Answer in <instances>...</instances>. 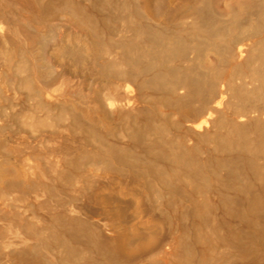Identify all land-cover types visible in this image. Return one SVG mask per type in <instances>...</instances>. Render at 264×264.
Returning a JSON list of instances; mask_svg holds the SVG:
<instances>
[{
  "label": "bare ground",
  "instance_id": "obj_1",
  "mask_svg": "<svg viewBox=\"0 0 264 264\" xmlns=\"http://www.w3.org/2000/svg\"><path fill=\"white\" fill-rule=\"evenodd\" d=\"M220 4L0 0V264H264V0Z\"/></svg>",
  "mask_w": 264,
  "mask_h": 264
},
{
  "label": "rangeland",
  "instance_id": "obj_2",
  "mask_svg": "<svg viewBox=\"0 0 264 264\" xmlns=\"http://www.w3.org/2000/svg\"><path fill=\"white\" fill-rule=\"evenodd\" d=\"M216 1H218V4L221 3V4H220L221 6L229 5V4L231 3L230 1L233 2V3H231L232 5H235V4H236V6H240V5L242 4V2H244V0H230V1H229V0H215V2H216ZM225 1H226L227 4H225ZM227 1H229L230 3L227 2ZM240 1H241V2H240ZM231 4H230V5H231ZM238 4H239V5H238Z\"/></svg>",
  "mask_w": 264,
  "mask_h": 264
}]
</instances>
